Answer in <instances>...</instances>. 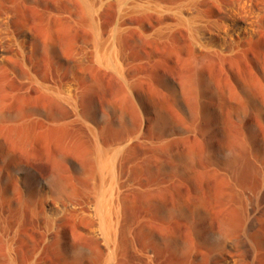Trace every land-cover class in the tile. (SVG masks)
Listing matches in <instances>:
<instances>
[{"label":"rangeland","instance_id":"374dc122","mask_svg":"<svg viewBox=\"0 0 264 264\" xmlns=\"http://www.w3.org/2000/svg\"><path fill=\"white\" fill-rule=\"evenodd\" d=\"M131 4L0 0L32 38L26 67L0 68V264H264V13L221 54ZM99 189L118 214L109 249L84 213Z\"/></svg>","mask_w":264,"mask_h":264},{"label":"bare ground","instance_id":"6f19581e","mask_svg":"<svg viewBox=\"0 0 264 264\" xmlns=\"http://www.w3.org/2000/svg\"><path fill=\"white\" fill-rule=\"evenodd\" d=\"M127 3L128 2H126V5ZM131 5L134 11H146L157 17L159 22V28L157 30L159 32H164L174 27H185L192 33V35H196L197 33H199V38L202 40L201 41L199 39L200 42L207 40L204 42H209L208 44H211V47L218 45V49H220L221 54H232L238 41L242 40L246 36L253 34L255 35L256 29L259 24L257 22V16L264 13V1L257 2L256 0H232L231 3H219L217 0H184L183 2L181 1L180 4L173 5L164 3L161 0H132ZM216 6L219 8V12L223 16L222 20L220 24L213 25L214 28L207 29L206 24L208 21L204 16L205 8L211 9L215 8ZM125 9L127 8L125 7ZM197 23L199 26H197ZM116 33L117 32H113L114 35H117ZM114 39L111 40L113 41ZM31 41L32 38L29 31L22 30L19 32H15L12 28L9 18L6 15H0V68H3L15 75L16 64L12 63L13 60L20 61V63L26 67V57L31 55L32 53ZM109 43H107V45ZM111 46H106L108 47V49L105 47V54L100 55L98 60L99 62L106 63L107 65L115 66L117 60L115 61L114 49ZM99 49L100 47L98 46V50ZM196 49L198 51H202L201 45L197 44ZM115 56H117V54ZM116 67L117 66H115L114 68ZM29 84H37L40 85V87L44 90H50L49 86H45L43 83V85H41L40 83L38 84L36 79L30 80ZM75 86V82L71 81L69 83V100L71 99V93H75ZM28 89L29 88H26V90ZM244 90L246 91L245 94H250L252 91L251 87L248 85L245 86ZM105 154L107 156V153ZM98 155L99 157L97 162L100 185L104 186L103 184L105 182L108 183L109 181L110 185L107 184L106 186L107 188L109 186L112 187V185L114 186L116 184H113L115 176V166L114 162L112 161L114 160L111 159L110 161H108L101 157L103 156V154L101 156L100 154ZM110 158L108 157L107 159ZM106 179H108V181H106ZM110 192H112V190ZM110 192L108 195H111ZM108 195L106 194V191H103L102 189L98 191V194L94 198V201L88 203L87 211L84 212L86 213L85 216L88 219L90 227L89 234L94 238L100 239L107 248L114 242L116 230L115 225L118 220L117 209L113 201H111L110 199L111 196L109 197ZM110 256L108 259H110ZM112 258L113 254L111 259Z\"/></svg>","mask_w":264,"mask_h":264}]
</instances>
